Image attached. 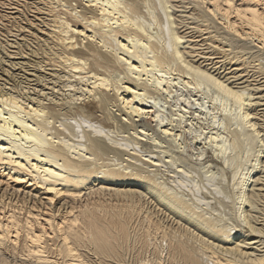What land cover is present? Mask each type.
Returning <instances> with one entry per match:
<instances>
[{"label": "bare ground", "instance_id": "1", "mask_svg": "<svg viewBox=\"0 0 264 264\" xmlns=\"http://www.w3.org/2000/svg\"><path fill=\"white\" fill-rule=\"evenodd\" d=\"M0 46V264H264V0H0Z\"/></svg>", "mask_w": 264, "mask_h": 264}, {"label": "snow or ice", "instance_id": "2", "mask_svg": "<svg viewBox=\"0 0 264 264\" xmlns=\"http://www.w3.org/2000/svg\"><path fill=\"white\" fill-rule=\"evenodd\" d=\"M249 11H251V12H253V13L255 14V10L250 9ZM217 83L219 84L218 81H217ZM219 86H220L221 88H224V87H225V86L222 85V84H220ZM231 95L234 96V97H236L237 99H240V94H238V93H234V92H232Z\"/></svg>", "mask_w": 264, "mask_h": 264}, {"label": "rangeland", "instance_id": "3", "mask_svg": "<svg viewBox=\"0 0 264 264\" xmlns=\"http://www.w3.org/2000/svg\"><path fill=\"white\" fill-rule=\"evenodd\" d=\"M0 49H1V46H0ZM0 53H1V51H0ZM1 54H3V53H1Z\"/></svg>", "mask_w": 264, "mask_h": 264}]
</instances>
